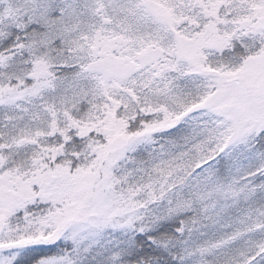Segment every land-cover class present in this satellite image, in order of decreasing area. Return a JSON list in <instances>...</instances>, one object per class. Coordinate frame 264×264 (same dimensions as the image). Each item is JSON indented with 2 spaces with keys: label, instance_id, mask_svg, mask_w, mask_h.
<instances>
[{
  "label": "snow or ice",
  "instance_id": "1",
  "mask_svg": "<svg viewBox=\"0 0 264 264\" xmlns=\"http://www.w3.org/2000/svg\"><path fill=\"white\" fill-rule=\"evenodd\" d=\"M0 264H264V0H0Z\"/></svg>",
  "mask_w": 264,
  "mask_h": 264
}]
</instances>
